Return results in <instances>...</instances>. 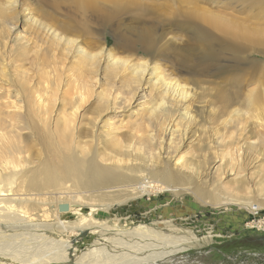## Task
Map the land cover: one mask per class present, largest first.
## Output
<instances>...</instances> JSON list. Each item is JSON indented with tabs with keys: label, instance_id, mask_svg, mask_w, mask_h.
Returning <instances> with one entry per match:
<instances>
[{
	"label": "rangeland",
	"instance_id": "obj_1",
	"mask_svg": "<svg viewBox=\"0 0 264 264\" xmlns=\"http://www.w3.org/2000/svg\"><path fill=\"white\" fill-rule=\"evenodd\" d=\"M54 1L59 0L53 2L52 0H0V14L4 12L0 16V108L6 107L0 109L2 112L0 135L3 134L0 136V149L6 154L3 160L5 158L11 164L17 165L19 159L21 166L17 165L19 169L13 170L11 165H7L10 168L2 170L3 164H0L1 173L4 172L3 177H12L8 185L11 195L0 198L18 199L15 204L20 210L19 213L26 219L28 214H23L25 213L23 211L27 208L31 210L33 214L31 213L26 220H32V224L38 227V230H25L26 233H21L23 231L20 230L17 232L7 230L0 234V264L9 262L20 264L21 260L25 263L35 260L34 264H264V229L255 227L256 225L264 227V209L249 212L233 202L217 204V201H213L212 194L215 193L214 186L217 181L215 168L224 164L227 158L223 160L211 158L217 150L220 153L222 149L212 148L213 144L209 139L210 134L213 133L212 129L223 131L222 121L230 117L232 109H244L242 99L248 90H256V87L264 88V38L260 37L259 40L257 37L262 36L264 32L262 31L264 0H84L86 3L83 0H62L61 3ZM97 1L99 3L94 4ZM26 7L27 10L22 11ZM28 11L33 14H29ZM40 12L52 14L56 22L47 19L45 23H53L58 31L67 36L68 33H64L62 28L67 26L70 18H77L85 24V28L75 35L72 34V37L81 39L80 44L86 51L98 52L100 49L103 51L111 49L110 51L121 64L115 68L106 66L107 62L102 58L97 65H94L93 61L77 56L74 52H70L68 56L63 55L59 47L47 49V53V47L43 46V48L44 44L38 42L41 48L36 47L38 51L35 53L37 55L42 53L44 55H41L42 57L49 59L45 63L49 66L41 64V61L36 63L37 68L30 65L29 59L32 53L23 60H21L23 57L16 55L20 60L16 61L20 62L18 65L11 50L20 43L24 44L25 38L30 44L38 40L41 35L36 36L38 31L32 30L35 27L26 16L31 15L44 22L46 18H43ZM15 13L18 14L17 17ZM7 16L10 17L6 18ZM255 28L258 30L254 31ZM260 32L262 33L258 34ZM241 36L243 38H240ZM42 48L43 52L40 51ZM39 51L41 53H38ZM58 51L59 53H56ZM51 53L55 62L50 59ZM2 55H6V58ZM25 60L29 62L26 63ZM97 60L99 61V58ZM124 62L130 66L137 64L141 67L154 68L157 70L155 75L160 76V80L175 79L180 85H184L183 90L189 96L186 104L192 102L191 108L189 107L193 118L188 124L190 132H186L188 134L177 151L170 150V154L166 153L165 144H162L160 148L156 147V154L158 162L165 163L182 174L191 173L194 177L192 183L177 185L175 189L151 187L146 193L134 195L132 193L135 191L127 192L130 189L124 190L125 188L121 186L134 184L135 181L117 182L108 176L94 178L91 181L97 183L90 185L72 174L64 176L63 165L68 164V160L72 157L71 152L81 157L79 153H75L78 148L73 152L74 143H71L73 132L76 133L75 129H83L85 132L88 131L87 134L90 133L89 136L80 137L79 145L93 146L95 141L96 143L103 141L101 144L111 145L109 141L111 138L122 139L124 137L121 135L124 133L129 136L134 134L135 137L138 134L136 138L140 139L146 138L147 134L151 133L154 134L155 140L157 139L154 143L159 142L158 133L164 117L161 109L163 105L157 100L156 85L144 79L138 84L137 75L133 77L123 70L126 69ZM90 64L92 66H88ZM20 65L22 66L18 67ZM23 76L30 80L23 79ZM257 80L261 82L257 83ZM22 83L26 85L23 86ZM136 84L139 89L134 91ZM28 90L36 91L32 99L29 98L30 93L24 94ZM83 91L82 95L80 92ZM130 92H135V97L125 102L124 99L130 96ZM104 93L110 94L109 100ZM203 94V99L199 102L197 97ZM37 95L42 96L39 100L44 99L47 106L52 107L49 115H47L49 107L47 112H44V109L40 111ZM78 95L84 96L86 101L78 99ZM68 97L72 98L68 100ZM105 100L108 101V105L104 104ZM206 100L210 101L211 105ZM226 100L229 107L224 105ZM67 101H71L70 104ZM52 102L55 104L53 105ZM74 102L79 103L80 106L73 105ZM18 104L21 110L16 107ZM219 104L226 106L227 111L222 112L224 107H220ZM151 108L152 110L154 108L155 112L151 111ZM72 111L76 114L70 121L72 123L66 137L54 136L55 129L62 125V116L68 114V118H71L69 114ZM199 111L204 112L203 118L206 121H202V124L204 122V128H209L206 129L209 137L204 133L202 136L199 135L197 124ZM174 118L178 135L186 122L176 114L170 117L172 120ZM16 119L19 122H15ZM13 121L15 124L12 128H15L10 130ZM15 129L19 130L18 137H15L18 131ZM45 129H48L47 132ZM14 138L19 139L20 145L14 143L18 140ZM50 139L56 143V152L49 145ZM243 142L239 138V145L244 147ZM251 142L257 143V140ZM101 144L100 150L104 147ZM152 144L151 147L154 148ZM200 144H204L201 152L195 150ZM6 148L8 149L5 152ZM107 150L105 152L109 153L110 151ZM142 153L143 151L138 155ZM90 154L91 152L86 157ZM101 154L97 159L99 165L106 169H114L115 162L103 159L102 150ZM136 154L133 151L129 159L134 158ZM180 155L195 162L210 157L213 162L209 169L206 164L202 175L199 174L201 170L197 171L200 175L198 177L195 168L191 171L180 167L181 160L177 161ZM235 156L240 162L244 158L242 149L235 152ZM254 162L252 166L258 164ZM139 163V160H136L132 165ZM129 164L131 161H128ZM212 166L214 167L211 169ZM33 170L39 171L35 184L29 177L31 176L29 173ZM46 175L53 182H47ZM245 175H248L247 171L237 174L235 169L228 171L227 174L225 170L221 182L224 186L231 185L233 180ZM200 189L211 193H200ZM239 193V197L243 198L244 193ZM225 195L231 197V194ZM26 198L27 200H24ZM261 200L263 197L257 196L251 202L256 205ZM64 204L68 209L60 211L59 206ZM45 226L50 227V230H44L42 227ZM8 234H12L11 237ZM10 256L15 260L9 261ZM42 258L43 261H39Z\"/></svg>",
	"mask_w": 264,
	"mask_h": 264
},
{
	"label": "bare ground",
	"instance_id": "obj_2",
	"mask_svg": "<svg viewBox=\"0 0 264 264\" xmlns=\"http://www.w3.org/2000/svg\"><path fill=\"white\" fill-rule=\"evenodd\" d=\"M58 1V0H57ZM65 1V0H63ZM62 0H59L58 2L61 3L63 2ZM82 1V0H81ZM80 1V2H81ZM84 1V0H83ZM87 1V0H86ZM9 3V1H7ZM53 2V0H52ZM56 2V1H54ZM56 2V3H58ZM79 2V1H77ZM79 2V3H80ZM85 2V1H84ZM4 3V2H3ZM86 3V2H85ZM99 3L98 1L97 2H94V4H97ZM12 4V2H11ZM48 4V3H47ZM83 5V3H81ZM81 4H79L81 6ZM89 4V2H88ZM91 4V3H90ZM54 5V3H53ZM93 5V4H92ZM38 6V5H37ZM50 6V5H48ZM55 6V5H54ZM84 6V5H83ZM94 6V5H93ZM97 6V5H96ZM101 6V5H100ZM86 7V6H84ZM92 8V7H91ZM100 8V7H98ZM29 9V8H28ZM68 9V8H67ZM73 9V8H72ZM94 9V8H92ZM27 10V7L24 8L22 11H26ZM41 10V9H40ZM91 10V9H90ZM15 11V10H14ZM30 11V10H29ZM29 14H31L32 12H29ZM64 11V10H63ZM85 11V10H84ZM10 12V11H9ZM93 12V11H92ZM4 12H2L3 14ZM7 13V12H5ZM39 13V11H38ZM42 12H40L41 14ZM47 13V12H46ZM82 13V12H81ZM0 14V16L2 15ZM27 14V15H29ZM33 14V13H32ZM31 14V15H32ZM71 14V13H69ZM85 14V13H84ZM96 14V13H95ZM98 14V13H97ZM7 15V14H6ZM9 15V14H8ZM16 15V16H15ZM15 17H17V13H15ZM24 15V14H23ZM26 16V18L28 20H30L29 22L33 23V26L35 27L34 29H32L33 31H38V35L36 36H40L38 38V40L36 41H32L31 44L29 43V40H27L25 38V43L24 44H19L18 46H16V48L14 50H11L12 53L14 52L15 56L16 55L18 57H23L21 58V60L25 59V57L27 58L31 53V59H29L30 61V65L32 64V66H36V63H39L41 61V64H45L47 63V59H45L44 55H42L41 52H43V48L44 47H47L46 48V51L47 49L51 50L52 47H59L61 51L60 53H63V55L65 56H68L70 54V52H74L76 53L77 56H83L84 58L88 59L89 61H93L94 62V65H97V63H99L101 61V59L103 58L104 61L107 62L106 66L110 65V67H114L117 66L118 64H121L119 63V59L116 58L114 56V54L112 53V51L108 50V51H103V49H100V51L98 52H90V51H86V49H84V47L80 44L82 42L81 39H78V38H74L72 37L75 33H78L79 30H82L83 28H85V24L82 23L80 20H78L77 18H70L69 21H68V24L67 26H64L62 28V30L64 29V33H68V36L65 35V34H62L60 31H58L54 26H53V23H45V21H53L55 18L52 14H45V13H42L41 15H43V18H46L44 19V22L43 20H38L32 16ZM11 16V15H10ZM10 16H7L6 18H9ZM72 16V15H71ZM5 17V16H4ZM20 17V16H19ZM70 17V16H69ZM14 18V17H12ZM11 18V19H12ZM3 19V18H2ZM88 19V18H87ZM106 19V18H105ZM4 20V19H3ZM9 20V19H8ZM15 20V19H14ZM18 20V19H17ZM228 20H231L228 18ZM6 21V19H5ZM11 21V20H10ZM55 21V20H54ZM83 21V20H82ZM13 22V20H12ZM56 22V21H55ZM87 22V21H86ZM91 22V21H90ZM231 22V21H230ZM229 22V23H230ZM1 24V22H0ZM57 24V23H56ZM231 24V23H230ZM246 25V24H245ZM32 26V25H31ZM29 26V28L31 27ZM56 26V25H55ZM58 26V25H57ZM215 27V26H213ZM242 27V25H241ZM33 28V27H32ZM225 28V27H224ZM31 29V28H30ZM218 29V28H216ZM223 29V27H222ZM221 29V30H222ZM226 29V28H225ZM252 29V28H251ZM258 30V28H255V30ZM263 29V28H262ZM220 30V29H219ZM24 31V30H23ZM34 31V32H35ZM253 31V30H252ZM264 31V30H262ZM3 32V31H1ZM20 32V31H19ZM41 34H40V33ZM224 32V31H223ZM226 32V31H225ZM236 32V31H235ZM237 33V32H236ZM249 33H251V30L249 31ZM249 33H246V34H249ZM262 32L258 33V34H261ZM5 34V33H4ZM8 34V33H6ZM239 34V33H238ZM245 34V35H246ZM253 34V32H252ZM255 34H257L255 32ZM232 35V34H231ZM242 35V34H241ZM245 35H243V37H245ZM264 35V32L262 34V36ZM90 36V35H89ZM247 36V35H246ZM250 36V35H249ZM254 36V35H253ZM257 36V35H255ZM260 35H258L257 37L259 38L260 40V37L261 38H264V36L262 37ZM27 37V36H26ZM35 37V36H34ZM234 37V36H233ZM242 36L240 38H243ZM248 37V36H247ZM256 37V38H257ZM255 38V37H253ZM28 39H31V38H28ZM250 39V38H249ZM244 40V39H243ZM248 41V40H247ZM38 42H40L41 44H44L42 45V49H40V51L38 53H41V55H37V48L39 49V47L41 46L40 43L38 44ZM23 43V41H22ZM5 44V43H4ZM46 45V46H45ZM86 45V44H85ZM120 45V44H119ZM96 46V45H95ZM121 46V45H120ZM37 47V48H36ZM122 47V46H121ZM41 48V47H40ZM92 48V47H91ZM128 48V47H127ZM36 49V51H35ZM53 49V48H52ZM129 49V48H128ZM105 50V49H104ZM6 51V50H5ZM57 51V50H56ZM56 52V53H59ZM94 51V50H93ZM53 52V51H52ZM35 53V54H34ZM48 53V51H47ZM11 54V53H10ZM50 54V52H49ZM28 55V56H27ZM74 55V54H73ZM3 56V55H2ZM6 55H4L3 57H5ZM11 56V55H10ZM8 56V57H10ZM48 56V55H47ZM53 56H56V55H53ZM64 56V57H65ZM75 56V55H74ZM16 57L14 58V61H18L19 58ZM51 57H52V53H51ZM30 58V57H29ZM66 58V57H65ZM70 58V57H69ZM79 58V57H78ZM97 58H99V61L97 60ZM12 60V57L10 58ZM16 59V60H15ZM18 59V60H17ZM50 59H54L53 57L50 58ZM55 60V59H54ZM53 60V62H55ZM58 60V59H57ZM64 60V59H63ZM87 60V61H88ZM20 61V60H19ZM27 60H25L26 62ZM27 61V62H29ZM72 61V60H71ZM10 62V60L8 61ZM26 62V63H27ZM18 65L20 64V62H16ZM65 63V62H64ZM90 63V62H88ZM87 63V64H88ZM126 62H124V66L126 67V69L123 68V70H126L128 72V74L130 73V75H137V78L136 80L138 79V81L134 80V83L135 81L140 82V80L144 79V81L148 80L150 81V83L152 82L153 85H156L155 89H156V92H157V100L159 101V104H162L163 105V108L162 109V116L164 117V119H162L163 121L161 122V129H160V133L159 134V142L156 144L154 143L155 140V137L149 133L147 134L146 138L145 137H141L140 138H136L138 136L135 137L134 134L132 136H129L128 134H122L121 136H123L124 138L122 139H116L117 137H115V139H110L109 141L111 142V145L107 144V143H103L101 144L102 142L100 143H96L95 139V143L93 144V146H87L86 144H78L80 143V137H86V135H90L87 134V132H85L83 129H75L76 133L73 132V136H72V140L73 142L71 143H74V149H73V152L75 150V148H78L77 149V152L75 151V153H79V155L81 157H78L77 154H73L71 152V156L70 159L68 160V164L67 165H63V172H64V176L65 175H73L75 177H78L81 178V180L83 179L86 183L90 184V185H95L97 182H92L94 178H107L108 176H111L113 179H115V181L117 182H132V181H135L134 184H131V185H122L121 187L125 188L124 190H128L127 192H134L135 193H132V194H142V193H146L149 191V189L151 187H155L154 189H156V187L158 188H161V189H164V188H169V187H172L174 188L175 186L177 185H185V184H189V183H192V181L194 180V177L191 173L189 174H182L180 171L178 172L177 170H173L172 168H170L169 166H167L165 163H162V162H158L157 161V154H156V149L157 148H160L162 146V144H165V151L166 153L169 152L170 150L172 151H177L181 144L184 142V137L190 132V130H188V124L191 123V120H193V118L191 117L190 115V104L192 102H190L189 104H186V101H187V93L186 91L183 90V87L184 85H180L179 81L177 80H167V78H163L160 80V76L157 77L155 75V72L157 71L156 69L154 68H147L145 67H141L137 64L135 65H132L130 66L129 64H125ZM133 63V62H132ZM13 64V62H12ZM16 64V65H17ZM25 64V63H24ZM40 64V66H42ZM86 64V65H87ZM134 64V63H133ZM143 64V63H142ZM38 65V64H37ZM47 65V64H45ZM59 65V64H58ZM93 65V66H94ZM128 65V66H127ZM13 66V65H12ZM22 65L18 66V67H21ZM31 66V67H32ZM49 66V65H47ZM65 66V65H64ZM88 66H92L91 64L88 65ZM130 66V67H129ZM17 67V66H16ZM15 67V68H16ZM17 67V68H18ZM57 67V66H55ZM63 67V66H62ZM83 67V66H82ZM86 66H84L85 68ZM121 67V66H120ZM37 68V66L35 67ZM53 68V67H51ZM107 68V67H106ZM43 70V68H41ZM40 69V70H41ZM48 69V68H47ZM46 69V70H47ZM58 69V68H57ZM21 70V69H20ZM25 70V69H23ZM4 70H2L3 72ZM16 71V70H15ZM28 71V70H27ZM26 71V72H27ZM36 71V70H34ZM45 71V70H44ZM44 71L42 73H44ZM51 71V70H50ZM88 71V70H87ZM23 72V71H22ZM25 72V71H24ZM89 72V71H88ZM6 73V72H5ZM29 73V72H28ZM34 73V72H32ZM39 73V72H37ZM79 73V72H78ZM85 73V72H84ZM24 74V73H23ZM30 74V73H29ZM56 74V73H55ZM2 75V73H1ZM20 75V74H19ZM42 75V74H41ZM62 75V74H61ZM5 76V75H3ZM47 76V74H46ZM66 76V75H65ZM78 76V75H77ZM162 76V75H161ZM1 77V76H0ZM6 77V76H5ZM38 77V76H37ZM41 77H44L45 76H41ZM54 77V76H53ZM134 77V76H133ZM17 78V77H15ZM28 78V77H26ZM25 76H23V79H26ZM36 78V77H35ZM90 78V77H89ZM29 79V78H28ZM33 79V78H32ZM53 79V78H52ZM57 79V78H56ZM63 79V78H62ZM78 79V78H77ZM86 79V78H85ZM84 79V80H85ZM134 79V78H133ZM30 80V79H29ZM47 80V79H46ZM54 80V79H53ZM58 80V79H57ZM76 80V79H75ZM250 80V79H249ZM32 81V80H31ZM35 81V80H34ZM38 81V80H37ZM43 81V80H42ZM133 81V80H132ZM260 80H257V83H259ZM28 82V80H27ZM40 82V80H39ZM86 82V80H85ZM84 82V83H85ZM122 82V81H121ZM159 82V83H157ZM261 82V81H260ZM8 83V82H6ZM30 82H28L29 84ZM33 83V82H32ZM248 83V82H247ZM43 84V83H42ZM58 84V83H57ZM81 84V83H79ZM11 85V84H10ZM23 86L26 85V83H22ZM21 85V86H22ZM35 85V84H34ZM77 85V84H76ZM131 85V84H129ZM251 85V84H250ZM258 85H261V84H258ZM36 86V85H35ZM79 86V85H78ZM138 85L136 84V86H134V91L138 88L137 87ZM43 87V86H41ZM133 87V86H132ZM153 87V86H152ZM261 87V86H260ZM27 88V87H25ZM87 88V86L85 87ZM80 89V87H79ZM139 89V88H138ZM137 89V90H138ZM249 89V88H248ZM256 90H248V93H245L243 96L244 98L242 99L243 102H242V105H244V109H240V108H234L232 109L231 111V115L230 117H228L227 119L223 120L222 121V124H223V131L221 132L219 129H212L213 133L210 134V137H209V134L208 132L206 131L207 128H204V122L206 120H204L203 118V111H199V120H198V130H199V135L202 136L203 133L204 135L205 134H208L207 136L209 137L210 139V142H212L213 144V147L212 148H221L222 150H220V153H218V150L215 154H213L211 156L212 159H219V160H223L224 158H227L224 162V164L222 165H219L218 167L215 168V178H217L216 180V185L214 186V191L215 193H213L212 195H214L213 197V201L214 202H218L217 204H226V203H235L243 208H245L246 210H259L261 211L262 209H264V88H258L257 87L255 88ZM32 90V89H30ZM56 90V89H55ZM78 90V89H77ZM87 90V93H89V90ZM53 91V90H52ZM107 91H109L107 89ZM39 91H37L38 93ZM204 92V91H202ZM1 93V92H0ZM26 93H30L29 95V98L32 99V95L34 93H36V91H25L24 94ZM56 93V92H55ZM53 93V96L54 94ZM77 93V91H76ZM81 94L84 93L83 92H80ZM78 93V94H80ZM86 93V92H85ZM86 93V95H88ZM151 93V92H150ZM201 93V92H200ZM205 93V92H204ZM19 94V93H17ZM23 94V96H24ZM72 94V93H71ZM130 96L125 100V102H128L129 100H131L135 94V92H130L129 93ZM27 95V94H26ZM83 95V94H82ZM80 96L78 95V99L80 100H84V96ZM104 95L108 98V95L107 93ZM122 95V94H121ZM155 95V94H154ZM190 95V94H189ZM1 96V95H0ZM4 96V95H3ZM36 96V95H35ZM38 96V95H37ZM52 96V95H51ZM80 96V97H79ZM126 96V95H125ZM144 96V95H143ZM203 96H199L197 97V100L200 102V100L203 99ZM222 96V95H220ZM219 96V97H220ZM6 98V96H4ZM39 97V98H38ZM37 98H38V101H37V104H38V107L40 108V111H42L41 109H44V112H47V109L49 107V113L47 115L50 114V112H52V110L50 111V109L52 108L50 105L47 106V103L43 100H39L42 96L39 95ZM65 97V96H64ZM75 97V96H73ZM87 96H85L86 98ZM193 97V96H191ZM3 97H1L2 99ZM16 98V97H15ZM36 98V99H37ZM72 97H68V100ZM77 99V97H75ZM74 98V99H75ZM106 98V99H107ZM115 98V97H114ZM116 98H117V95H116ZM144 98V97H143ZM156 98V97H155ZM196 98V97H195ZM7 99V98H6ZM18 99V98H17ZM21 99V98H20ZM35 99V101H36ZM4 100V99H3ZM28 100V99H27ZM65 101L67 100L66 98L64 99ZM73 100V99H72ZM88 100V99H87ZM109 100V98L107 99ZM105 100L106 103H104L105 105L108 103V101ZM153 100V99H152ZM209 100V99H208ZM208 100H206V102H208ZM240 100V99H239ZM6 101V100H5ZM20 101V100H19ZM75 101H79V100H75ZM83 101V102H84ZM205 101V100H203ZM213 101V100H211ZM221 101V100H220ZM225 101V100H224ZM4 102V101H3ZM18 102V101H17ZM71 101H67V103H69ZM6 104V102H4ZM13 103H16L13 101ZM46 103V105H45ZM49 103V102H48ZM53 103V102H52ZM155 103V102H154ZM210 103V101L208 102ZM7 104H8V101H7ZM51 104V103H50ZM55 103H53L54 105ZM66 104V103H65ZM70 104V103H69ZM103 104V105H104ZM124 104V102H123ZM126 104V103H125ZM2 105V103H1ZM4 105V104H3ZM73 105H79V103L74 104ZM102 105V106H103ZM108 105V104H107ZM211 105V103H210ZM220 105V104H219ZM226 105L227 107H229L227 105V100H226ZM223 104L220 105L223 106L222 108V112H226V106H224ZM9 106V104H8ZM69 106V105H68ZM71 106V105H70ZM69 106V107H70ZM124 106V105H122ZM192 106V105H191ZM231 106V105H230ZM1 107V106H0ZM2 106V109L3 110L4 107ZM17 108H19V104L16 105ZM77 107V106H76ZM107 107V106H106ZM218 107V106H217ZM220 107H218L219 109H221ZM36 108V107H35ZM75 108V106H74ZM105 108V107H104ZM145 108V107H144ZM191 108V107H190ZM20 109V108H19ZM79 109V108H78ZM97 109V108H95ZM107 109V108H106ZM156 109V107H155ZM153 108L150 109L151 111H154L155 110ZM21 110V109H20ZM15 111V110H14ZM33 111V109H32ZM62 111L64 112V109L62 108ZM99 111V110H97ZM146 111V110H144ZM159 111V110H158ZM161 111V110H160ZM155 112V111H154ZM220 112V111H218ZM2 113V112H0ZM34 113V112H33ZM149 113V112H148ZM40 113H38L39 115ZM75 111H72L71 114H69L71 116V118H68V114L67 115H64L62 116V125L58 128L55 129V133L56 135L54 136H58L60 138H64L66 137V134L68 132V128L71 126L70 124L72 122L71 119L72 117H75ZM96 114V113H95ZM101 114V113H100ZM161 114V113H160ZM173 114H176L179 118L185 120V127L181 130V132L177 135V130L175 127L176 126V122H175V118L172 120L170 119L171 116H173ZM224 114V113H223ZM226 114V113H225ZM224 114V115H225ZM45 115V114H43ZM99 115V114H98ZM10 116V115H9ZM42 117V115H40ZM46 116V115H45ZM49 117V116H48ZM160 117V116H159ZM168 117V118H167ZM213 117V116H212ZM10 118V117H9ZM13 118V117H12ZM34 118V117H33ZM47 119V116L45 117ZM161 118V117H160ZM192 118V119H191ZM15 119V118H14ZM22 119V118H21ZM49 119V118H48ZM202 121L203 124H202ZM14 122V121H13ZM15 122H19L16 121ZM12 123L10 126H11V129L10 130H13L15 127L12 128V125L15 124ZM48 123V122H47ZM17 124V123H16ZM19 124V123H18ZM46 124V123H44ZM43 125V124H42ZM16 126V125H14ZM38 126V125H36ZM44 126V125H43ZM183 126V125H182ZM47 127V125H46ZM75 127V126H74ZM191 127V126H189ZM17 128V126H16ZM78 128V127H77ZM142 128V127H141ZM192 128V127H191ZM194 128V127H193ZM52 129V128H50ZM71 129V128H70ZM178 129V128H177ZM222 129V128H221ZM15 130H18V129H15ZM14 130V131H15ZM37 130V129H36ZM46 132L48 129H45ZM73 130V129H72ZM132 130V129H131ZM209 130V128L207 129ZM12 132V131H10ZM17 134L15 137H18L19 136V130L16 131ZM36 132V131H34ZM51 132V131H50ZM90 132V131H89ZM130 133V131H127ZM188 132V133H186ZM21 133V132H20ZM52 133V132H51ZM54 133V134H55ZM38 134V133H36ZM3 135V134H1ZM0 135V136H1ZM18 135V136H17ZM51 135V134H50ZM145 135V134H144ZM198 135V136H199ZM52 136V135H51ZM120 136V137H121ZM216 136V137H214ZM41 137V136H40ZM58 137L56 138V140L58 139ZM212 137V139H211ZM42 138V137H41ZM144 138V139H143ZM239 138H241V140H243L244 142L242 143L243 145L245 144V146L243 147L242 145H239L238 143V140ZM18 138H14V140H16ZM39 139V138H38ZM102 139V138H101ZM257 140V143H253L251 142V140ZM51 140V139H50ZM82 140V139H81ZM17 141V142H16ZM14 141V143H19V139ZM61 141V140H60ZM63 141H66V140H62L61 142ZM101 141V140H100ZM60 142V143H61ZM98 142H99V139H98ZM106 142V141H105ZM108 142V141H107ZM58 143V142H57ZM85 143V142H84ZM87 143V142H86ZM89 143V142H88ZM154 143V144H152ZM98 144H99V147H98ZM100 144L102 145V151L104 152L103 156V159L105 160H113L115 162L114 164V169H106L105 167L103 168V166L101 167L97 161L98 157H100L99 155H102L101 154V150H100ZM151 144L154 145V148L151 147ZM202 144V143H201ZM200 146H197L195 147V150L197 149L199 152L202 151V146L204 145H201ZM1 145V144H0ZM18 145V144H17ZM20 145V143H19ZM50 147L52 150H54V152H56V143L54 140H51L50 141ZM62 145V143H61ZM59 146V145H58ZM20 147V146H19ZM60 147V146H59ZM157 147V148H156ZM18 148V146H17ZM91 148V149H90ZM8 148L5 149V152L7 151ZM15 149H16V146H15ZM108 149V150H107ZM130 149V150H128ZM240 149H242L243 151V154H244V158L239 162L238 160V157L235 156V152H239ZM105 150L107 151H110L109 153L105 152ZM135 152L137 153L136 155H134L133 157L134 158H131L129 159L130 157L129 156H132V152ZM141 151H143L142 155H138V153H140ZM164 151V152H165ZM91 152L90 156L89 157H86L87 154ZM4 152H3V149H0V164H3V167H2V170H6L7 168H10V166H7V165H11L12 169L14 170H18L19 168H17V165H19V162L20 161L18 159L17 161V165L15 164H11L10 161L6 160L4 158L3 160V157H4ZM62 154V153H61ZM170 154V152H169ZM201 154V153H200ZM59 156V155H58ZM61 156V155H60ZM59 156V157H60ZM202 156V155H200ZM5 157H6V154H5ZM18 157V156H16ZM190 158V157H189ZM14 159V158H13ZM156 159V160H155ZM210 159V157L208 158H203L201 161H193L188 158H186V156L184 157L183 155H180L178 158H177V161L181 160L180 162V167L182 168H185V169H190L192 171L193 168H195V173L198 175V177L200 175H202L203 171L205 170V166L206 164L208 165L207 166V169L210 168V164L211 162H213V160ZM136 160H139V164L137 165H132V162L133 161H136ZM257 160V161H256ZM61 161V159H60ZM128 161H131V164L128 165ZM160 161V159H159ZM257 162L258 164L255 165L253 164L252 166V163L253 162ZM254 162V163H255ZM16 163V162H15ZM64 163V162H63ZM195 166V167H194ZM21 167V166H20ZM214 166L211 167V169L213 168ZM0 168H1V165H0ZM22 169V168H21ZM237 170V174L238 173H242L243 171L246 172L247 171V174L249 175H245L241 178H237L236 180H233L231 185H227V186H224L223 183L221 182V176L224 174L225 170L227 171V174H228V171H232V170ZM0 169V196L1 197H9V195H11L9 193V187L8 185L10 184V181H11V178L12 177H8V178H4L3 177V173H1L2 171ZM52 170V169H51ZM199 174L197 171H200ZM50 171V170H48ZM211 171V170H210ZM250 171V172H248ZM9 173V172H8ZM17 173V172H16ZM47 173V172H46ZM67 173V174H65ZM206 173V172H205ZM24 174V173H23ZM31 176L29 175V177H31V180L34 182L36 181V178L38 177L39 175V171L38 170H33L31 173ZM10 175V174H8ZM63 175V174H62ZM6 176V175H5ZM12 176V175H11ZM60 176V175H59ZM47 177V182H53L48 175H46ZM197 177V178H198ZM20 178V177H19ZM63 178V177H62ZM66 178V177H65ZM14 179V178H13ZM64 179V178H63ZM30 180V178H29ZM30 180V181H31ZM82 180V181H83ZM92 180V181H91ZM46 181V180H45ZM83 181V182H84ZM20 182V181H19ZM18 182V183H19ZM46 182V183H47ZM32 183V182H30ZM251 183V185H250ZM35 184V182H34ZM41 184V183H40ZM22 185V184H21ZM32 185V184H30ZM23 186V185H22ZM79 186V185H78ZM113 188L115 187H119V186H112ZM112 187H109V188H112ZM18 188V187H17ZM21 188V187H20ZM157 188V189H158ZM175 189V188H174ZM113 190V189H112ZM153 190V189H151ZM19 191V190H18ZM104 191V190H103ZM211 193V192H208L206 191L205 189H200V193ZM241 192L244 193L243 195V198L239 197L238 193ZM228 193V194H231V197H227L225 194ZM18 194V193H17ZM23 194V193H22ZM131 194V193H130ZM131 194V195H132ZM240 194V193H239ZM127 195V194H126ZM255 195V196H254ZM20 196V195H19ZM237 197V198H234V197ZM242 196V195H241ZM259 196L260 198L263 197V200L261 201H258L256 205H254L255 203L251 202L252 199H254L255 197ZM15 199V198H14ZM13 198H0V234L2 235L4 233V231H11V232H17L18 230L20 231H23L21 233H24L25 230H33V229H37L38 230V227L37 225H33L32 224V220L28 219L26 220L27 218H29L31 216V210L29 211V209L27 208L26 210H24L23 214H28V217H26V219H24L19 211L18 208H17V205L15 204V202H17L16 200L18 199H15L14 200ZM243 201H242V200ZM22 200V199H20ZM24 200H27L24 199ZM32 200V199H31ZM211 201V200H210ZM256 201V200H255ZM70 209H71V206H69ZM47 209V208H46ZM68 209V207H67ZM66 209V210H67ZM35 210V209H34ZM42 210V209H41ZM60 210V209H59ZM64 210V211H66ZM2 211V213H1ZM61 211V210H60ZM59 211V213H60ZM70 211V210H69ZM78 211V210H77ZM4 213V214H3ZM53 213V212H52ZM78 213V212H77ZM33 214V213H32ZM62 214V213H61ZM47 217V215H45ZM45 218V217H44ZM56 219V218H55ZM39 225V224H38ZM261 225H256L255 227H258L259 229H264L263 226ZM44 230H50V227L48 226H45V227H42ZM7 233V232H5ZM9 233V232H8ZM26 233V232H25ZM44 234V233H43ZM12 235V234H11ZM11 235L8 234L9 237H11ZM17 235V234H16ZM2 237V236H1ZM3 237H7V236H3ZM15 237V236H14ZM19 237V235H18ZM46 238V237H45ZM14 239V238H13ZM24 239V238H23ZM42 239V238H41ZM150 239V238H149ZM17 240V239H16ZM8 242V241H7ZM63 244V243H62ZM52 245V244H51ZM39 248V247H38ZM41 250V249H40ZM9 251V250H8ZM20 252V251H19ZM64 252V251H63ZM22 253V252H21ZM40 253V252H38ZM9 254V253H8ZM7 254V255H8ZM3 255V253H2ZM41 255V254H40ZM84 255V254H82ZM43 256V255H42ZM42 256H39V257H42ZM63 256V255H62ZM6 256H4L5 258ZM65 257V256H64ZM38 258V257H37ZM44 258V257H43ZM43 258L42 260H39V261H43ZM58 259V257H56ZM67 258V257H66ZM2 259V258H1ZM45 259V258H44ZM49 259V258H48ZM52 259V258H50ZM60 259V258H59ZM9 261H13L15 259L11 258H8ZM47 260V259H45ZM86 261V260H85ZM19 262V261H18ZM35 263V260L33 261H26V263L24 261L21 260L20 264H34ZM42 263V262H41ZM88 263V262H87ZM8 264H13L12 262H9Z\"/></svg>",
	"mask_w": 264,
	"mask_h": 264
},
{
	"label": "water",
	"instance_id": "obj_3",
	"mask_svg": "<svg viewBox=\"0 0 264 264\" xmlns=\"http://www.w3.org/2000/svg\"><path fill=\"white\" fill-rule=\"evenodd\" d=\"M59 209L61 210V211H64V210H66L67 209V205H60L59 206Z\"/></svg>",
	"mask_w": 264,
	"mask_h": 264
}]
</instances>
